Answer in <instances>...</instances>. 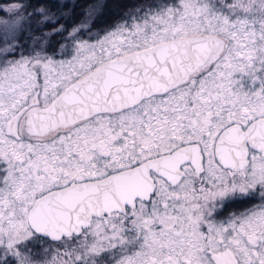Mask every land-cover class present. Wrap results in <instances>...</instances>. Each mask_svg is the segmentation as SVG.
Wrapping results in <instances>:
<instances>
[{
	"label": "snow or ice",
	"instance_id": "1",
	"mask_svg": "<svg viewBox=\"0 0 264 264\" xmlns=\"http://www.w3.org/2000/svg\"><path fill=\"white\" fill-rule=\"evenodd\" d=\"M106 7L0 6V264H264V0Z\"/></svg>",
	"mask_w": 264,
	"mask_h": 264
},
{
	"label": "trees",
	"instance_id": "2",
	"mask_svg": "<svg viewBox=\"0 0 264 264\" xmlns=\"http://www.w3.org/2000/svg\"><path fill=\"white\" fill-rule=\"evenodd\" d=\"M83 0H79L81 5H84ZM134 0H106L107 7L104 10L105 15H109L111 18L112 16H118L126 7L130 6ZM80 11H77L76 19L80 18ZM109 18V19H110Z\"/></svg>",
	"mask_w": 264,
	"mask_h": 264
},
{
	"label": "rangeland",
	"instance_id": "3",
	"mask_svg": "<svg viewBox=\"0 0 264 264\" xmlns=\"http://www.w3.org/2000/svg\"><path fill=\"white\" fill-rule=\"evenodd\" d=\"M17 0H0V6H3L5 8H7L8 6L16 3ZM24 2L26 3V0H24ZM84 5L88 4L90 2V0H83L82 1ZM106 3V0H105ZM8 13L6 12H0V17H4V18H8ZM118 16H112L111 18L109 17V15H105L103 14L101 17H99L96 21V25L97 27H105L109 24H111ZM110 18V19H109ZM96 29L94 28L93 31H95Z\"/></svg>",
	"mask_w": 264,
	"mask_h": 264
},
{
	"label": "flooded vegetation",
	"instance_id": "4",
	"mask_svg": "<svg viewBox=\"0 0 264 264\" xmlns=\"http://www.w3.org/2000/svg\"><path fill=\"white\" fill-rule=\"evenodd\" d=\"M26 3H27V0H26ZM29 11H31V9H29ZM246 206H250V205H240L239 207L242 209L243 207H246Z\"/></svg>",
	"mask_w": 264,
	"mask_h": 264
}]
</instances>
